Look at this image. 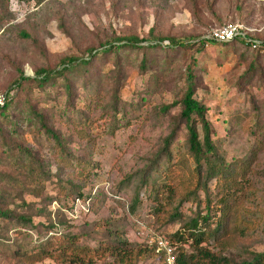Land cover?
Returning a JSON list of instances; mask_svg holds the SVG:
<instances>
[{"label":"rangeland","instance_id":"1","mask_svg":"<svg viewBox=\"0 0 264 264\" xmlns=\"http://www.w3.org/2000/svg\"><path fill=\"white\" fill-rule=\"evenodd\" d=\"M227 23L247 26L249 35L264 41V0H0V90L12 88L13 95L0 110V209L10 210L0 215V264H63L53 258L32 262L14 252H33L40 241L67 232H77L79 244L92 247L113 243L116 229L135 249L155 251L158 234L175 242L170 234L185 222L163 221L154 212L160 201L153 195L158 192L164 204L174 186L155 190L167 180L170 134L171 163L180 167L177 161L187 155L188 128L176 102L191 80L208 108L219 155L232 167L247 166L245 178L240 176L245 188L238 191L244 208L236 203L235 210H246L257 227L234 234L228 225L225 253L242 261L251 251H263L264 46L253 48L241 39L200 45L210 30ZM152 29L156 36L193 44L165 48L170 40H150ZM128 35L139 36L140 46L102 52L111 40ZM91 48L103 53L95 75H56L47 83L23 79L36 76L41 66L61 67L66 56L87 58ZM118 61L121 79L115 76ZM198 128L203 137L200 122ZM85 161V167L78 164ZM209 184L215 197L217 178ZM199 195L201 207L191 200L181 206L186 220L200 210L206 214V193ZM174 200L178 205L179 197ZM220 207L214 210L218 216ZM41 208L51 211V219ZM21 212L32 215L33 228L22 227L16 219ZM50 221L58 226L47 228ZM223 232L221 226V237ZM204 244L216 249L213 237ZM176 245L193 250L191 240ZM154 251L136 264H163ZM112 262L111 255H98L94 263Z\"/></svg>","mask_w":264,"mask_h":264},{"label":"trees","instance_id":"2","mask_svg":"<svg viewBox=\"0 0 264 264\" xmlns=\"http://www.w3.org/2000/svg\"><path fill=\"white\" fill-rule=\"evenodd\" d=\"M154 37H156L159 42L169 39L171 44L165 45V48H185L193 44L189 41L184 42L179 37L156 36L154 30L152 29L151 35L148 38L152 40L151 38ZM148 38L143 40L145 41ZM206 40H208V38L202 39L200 45H205L204 43ZM141 41V38L136 35H128L123 38L113 39L110 41L109 45L102 49V52L109 54L118 46H140ZM154 44H157V42H150L147 45L150 46ZM157 46L162 47L161 43H158ZM263 46L264 43L262 47ZM102 52L91 48L90 56L87 58L74 54L66 56L61 60V67L58 66L57 68H48L41 66L36 70V76L31 77L26 75L23 76V79L33 81L38 80L39 83H47L50 82L56 75H61L67 80H72L71 77H77L81 74L92 75L94 73V63L96 60L100 59V56L103 54ZM118 64V68L116 66L115 76L116 78L121 79L124 73L119 61ZM195 85L196 84L191 80L184 95L181 97L179 102H176L181 104L182 112L179 118L186 123L188 128L187 155L184 153L180 160L177 161L180 167L171 163L173 158L170 145L174 132L170 134V136L166 139L165 146L166 150L170 149V151L167 152L169 155V166L164 169V172L167 175V180H165L162 184L163 186L160 185L161 187L154 189L158 190L161 188L164 192L163 188L165 190H169L171 188V184L174 186L173 189L170 190L171 194L166 197L167 201L164 204L160 198H158V195H160L158 192L156 195H153L155 196V199L160 201L159 205H154V212L159 214V217L165 222H185L184 226L176 232L170 234L172 239L175 241V244L177 242L187 243L191 240V246L193 247L192 251H187L184 246L180 247L179 251L177 246L176 252L180 262L179 264H264V249L263 251H251L248 255L249 257L242 261L232 259L225 253L227 245L230 243L225 237L226 232L229 231L230 226L228 225L232 224L231 229L234 234L246 233L249 229H255L257 227L255 218L252 215H249L244 209L243 214H241L242 210L239 212L240 209L244 208V205L242 203L243 198L242 196L241 198L239 197L238 191L245 188V184L243 183V180L240 179V176L245 178L247 166L244 162H241L237 166L232 167L222 156L219 155L218 147H216L212 138L211 122L207 118L208 108L204 103H202V101L196 98ZM66 87L69 91L73 88L70 82L66 83ZM9 91H12V88H8L6 90V92ZM12 99L13 95L8 98L2 107H0V110L3 111L6 107H8ZM35 111L37 112L39 110L33 109V112ZM36 116L39 117L41 124L44 125L47 131L52 134L56 142H59L60 136L51 129L44 116L40 113H36ZM199 122L202 124L203 137H201V133L198 128ZM190 156L193 158L192 161L194 165H192V162L189 160ZM81 163L78 164L84 167L89 164L86 161L84 162L85 165H82ZM213 178H217V184L220 188L215 194V197L218 198L221 196V200H216V198L212 195L213 193L209 189V182ZM142 182H146V178ZM200 190H204L206 193V205L204 208L206 209V214L202 215V210H200L197 211L194 216H190L186 220V217L180 208L188 200L197 203V205L201 207L203 200L199 195ZM77 195L82 194L79 191L76 196ZM177 196L179 197V202L178 205L174 206V199H176ZM227 198L231 199L234 203H226L225 200ZM236 203H238L237 206L239 210H235ZM218 204H221L219 209L220 216H218V212L214 211L216 205ZM9 211L10 210L2 211L0 209V215L5 216L9 213ZM40 212H42V214L44 213L49 215V218L51 219V211L46 212L45 209L43 210V208H41ZM217 218L219 219L217 221L218 226L216 228H212L211 226L214 223L213 221ZM16 219L23 222L21 223L23 228H33V217L29 212H21L17 215ZM57 223L61 225L62 220ZM58 224H54L50 221V225L47 226V228L53 229L58 226ZM221 226L224 228V237L220 236ZM115 235L116 240L113 243L102 242L99 246L92 247L89 245H80V235L77 232L74 234L71 232L61 233V236H57V240L55 238L47 239L43 242L40 241L38 249H35L33 252L25 250L21 254L14 252V255L21 256V258L32 262L39 261L41 259L43 260L45 258H53L58 262L61 261L63 264H95L94 262L98 255H111L113 257V262L110 264H136L140 262V260L146 259L153 254L154 248L150 249L139 246L135 249L134 243L128 241L123 237V235L119 234L117 229L115 230ZM212 237L216 241L214 246L216 249L204 244ZM154 253L161 257V255H159L156 251H154Z\"/></svg>","mask_w":264,"mask_h":264},{"label":"built area","instance_id":"3","mask_svg":"<svg viewBox=\"0 0 264 264\" xmlns=\"http://www.w3.org/2000/svg\"><path fill=\"white\" fill-rule=\"evenodd\" d=\"M249 28L247 26L243 27L239 24L227 23L221 27L213 28L207 34L208 40H213L216 42H225V41H234L236 39H241L245 41L248 45L253 48L260 47L261 43L264 41L258 42L255 38L249 35ZM10 94L6 91L0 90V107H2ZM155 251L161 255L164 260V264H179L177 256V245L170 239H168L163 234H158L154 239Z\"/></svg>","mask_w":264,"mask_h":264}]
</instances>
